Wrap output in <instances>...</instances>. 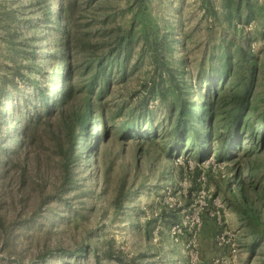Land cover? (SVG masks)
<instances>
[{"label":"rangeland","instance_id":"374dc122","mask_svg":"<svg viewBox=\"0 0 264 264\" xmlns=\"http://www.w3.org/2000/svg\"><path fill=\"white\" fill-rule=\"evenodd\" d=\"M81 1L82 28L91 31L94 41L110 39L112 29L127 28L139 12L135 0ZM239 1L245 10L247 0H232V8L236 11ZM248 1L253 14H242L232 23L225 18V0H147L146 8L160 31L170 24L183 39L175 54L186 57L192 70L208 62L209 51L221 41L232 42L235 53L239 45L245 46L253 55L250 65H257L253 105L262 111L264 0ZM53 2L0 0V137L17 114L22 121L35 112V105L42 108L36 89L50 83L60 53L58 32L48 19ZM158 58L142 38L135 40L127 75H117L103 97L108 108L116 113L151 91L160 80ZM234 61L236 68L243 64L237 54ZM4 91L11 93L8 101ZM149 104L156 121H162L167 104L158 97ZM139 144L136 139L119 142L114 136L103 144L102 155L94 158L97 162L79 160L76 177L89 194L69 191L59 206L41 209L37 221L31 218L34 209L40 211L37 182L45 184L46 191L59 184L61 157L48 135L39 146L14 155L26 172L24 179L18 174L20 167L0 176V220L4 216L6 225L10 220L19 223L8 234L0 223V264H214L217 259L221 264H264V237L251 251L252 231L264 229L249 224L235 208L238 184L232 179L238 168L249 202L258 203L264 212V146L251 152L252 141L245 138V145L229 158L217 161L211 154L201 161L196 153L184 152L167 159L161 144H141L136 150ZM108 168L110 177L104 182L101 174ZM122 176L133 190L123 211L114 212L108 187L111 193ZM223 235L227 242L221 243Z\"/></svg>","mask_w":264,"mask_h":264},{"label":"trees","instance_id":"16d2710c","mask_svg":"<svg viewBox=\"0 0 264 264\" xmlns=\"http://www.w3.org/2000/svg\"><path fill=\"white\" fill-rule=\"evenodd\" d=\"M53 1L48 19L58 32L60 53L59 61L52 67L50 83L36 89L35 96L42 108L35 105V112L22 121H19L21 114H17L9 125L6 124L5 133L0 137L1 178L17 167H20L18 174L22 178L25 166L18 163L14 155L29 146H39L46 135L53 139L61 157L59 184L46 191L45 184L37 182L40 211H32V220H39L41 209H52L49 207L54 204L59 206V200L66 198L65 194L71 190H80L84 196L89 194L88 189L81 187L75 167L79 160L97 162L94 158L98 160L102 155L103 144L114 136L119 142L136 139V144L146 147L161 144L167 159L184 152L196 153L201 161L211 154L217 161H223L234 149L245 145V138L252 141L251 152L256 147L262 149L264 109L260 111L253 105L257 65H250L253 55L245 46L239 45L235 53L231 50L232 42L221 41L209 51L208 62L192 70L186 57L177 58L175 54L177 44L183 39L170 24L165 31H160L157 20L152 21L147 11V0H135L139 12L133 15L127 28L112 29L110 39L103 37L99 41L92 39L90 30L82 28L81 0ZM225 2L228 8L225 18L229 23L241 20L242 14H253V5L248 0L245 10L241 9L243 5L239 1L236 11L232 8V0ZM212 13L216 11L213 9ZM140 38L159 56L155 68L160 72V80L135 105L124 104L115 113L103 97L117 75H127L132 45ZM55 52L53 59H56ZM235 54L243 60L239 68L235 66ZM2 96L8 101L11 93L4 91ZM153 97L167 104L162 121H156V111L149 104ZM141 144L136 150L141 149ZM236 169L232 175L238 184L237 197L232 200L234 206L249 224L264 229V212L258 203L249 202L241 171ZM109 170L101 174L104 182L109 180ZM111 189L109 186L110 207L114 212H121L133 186L122 176L110 193ZM54 212L53 209L50 213ZM5 221L2 216L0 223L6 234L19 224L10 220L6 225ZM252 232L251 251H254L264 233L259 229Z\"/></svg>","mask_w":264,"mask_h":264},{"label":"built area","instance_id":"2783aa9c","mask_svg":"<svg viewBox=\"0 0 264 264\" xmlns=\"http://www.w3.org/2000/svg\"><path fill=\"white\" fill-rule=\"evenodd\" d=\"M206 195V191L205 190H202V196L201 197H204ZM201 202V206L200 207H202L203 205H204V202L203 201H200ZM221 243L223 242H227V239H225V236L223 235L222 237H221V241H220ZM214 264H221V261H220V259H217L215 262H214Z\"/></svg>","mask_w":264,"mask_h":264},{"label":"crops","instance_id":"0c3cea01","mask_svg":"<svg viewBox=\"0 0 264 264\" xmlns=\"http://www.w3.org/2000/svg\"><path fill=\"white\" fill-rule=\"evenodd\" d=\"M216 204V203H215ZM221 206V205H220ZM218 208V207H217ZM219 215V214H218Z\"/></svg>","mask_w":264,"mask_h":264}]
</instances>
